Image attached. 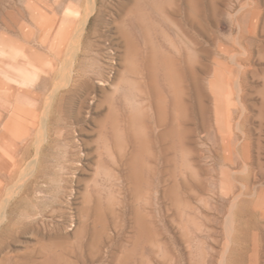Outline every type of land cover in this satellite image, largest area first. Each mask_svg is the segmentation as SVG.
Masks as SVG:
<instances>
[{"label": "rangeland", "instance_id": "1", "mask_svg": "<svg viewBox=\"0 0 264 264\" xmlns=\"http://www.w3.org/2000/svg\"><path fill=\"white\" fill-rule=\"evenodd\" d=\"M91 1L0 0V264H264V0Z\"/></svg>", "mask_w": 264, "mask_h": 264}, {"label": "bare ground", "instance_id": "2", "mask_svg": "<svg viewBox=\"0 0 264 264\" xmlns=\"http://www.w3.org/2000/svg\"><path fill=\"white\" fill-rule=\"evenodd\" d=\"M93 1V0H92ZM91 1V2H92ZM151 1V0H150ZM153 1V0H152ZM156 2V1H155ZM157 3V2H156ZM155 3V4H156ZM189 3H190V5L192 6V7H194L195 6V3H196V0H189ZM152 4V3H151ZM155 4H153V5H155ZM198 4H199V2H198ZM152 5V6H153ZM157 5H158V3H157ZM85 6V5H84ZM116 6V5H115ZM181 6V5H180ZM135 7V6H134ZM141 8V7H140ZM156 8V7H155ZM157 8H158V6H157ZM156 8V9H157ZM178 8V7H177ZM159 9V8H158ZM180 9V8H179ZM197 9V8H196ZM136 10V9H135ZM189 10V9H188ZM191 10V9H190ZM92 11V10H91ZM198 11V10H197ZM135 13L136 12H134V13H132V16L131 17H129V19H128V26L129 27H123L122 28V33L124 34V36L127 38L126 39V41H128V43H129V45L130 46H135L136 45V39H135V37H134V35H140V36H142V37H144V39L146 40V42H147V44H149V45H151L150 47H151V51H150V53L148 54V55H145L144 57H143V62H144V64H145V68H146V70H147V72L150 74V76H151V78H155V76H157V72H160V71H162L163 73H164V75L165 76H167L166 77V79L167 78H169L170 79V66L171 67H173V65L175 64H177V63H179V62H181L178 58H176L175 56H171L168 52H166V51H164V50H161V51H159L156 47H155V45L153 44V42H152V40H151V38H150V35H149V33H148V31H147V29H146V27H145V25H144V22H143V17H144V15H143V17H142V15H141V13L140 14H136L135 15ZM198 13H199V11H198ZM77 14V13H76ZM149 14V13H148ZM191 14H193V12L191 13ZM195 14V13H194ZM70 15V14H69ZM78 15V14H77ZM162 15V14H161ZM180 15H181V13H180ZM197 15V14H196ZM80 16V15H79ZM87 17H88V14H87ZM86 17V18H87ZM124 17V16H123ZM127 17V18H128ZM195 18H196V16H195ZM88 19H86L85 21H84V23H86V21H87ZM127 20V19H126ZM189 20V19H188ZM196 20V19H195ZM198 20V19H197ZM173 22V21H172ZM191 23L194 25L195 24V22L192 20L191 21ZM175 25V24H174ZM177 25V24H176ZM178 25H181L180 23H178ZM184 25V24H183ZM102 26V25H101ZM149 27V26H148ZM178 28V27H177ZM180 28H182V27H180ZM111 29V28H110ZM149 29V28H148ZM183 29V28H182ZM182 29H181V31H182ZM70 30H71V27H69L67 24H64V27H61V29L59 30V34L61 35V42H60V44H64V42H68L67 41V39H68V35L70 34ZM84 30H86V29H84V27H82V26H80L79 27V29H78V31L76 30V37H79V39H80V37L82 36V38H84L83 37V35H85L84 33H83V31ZM89 30V29H88ZM178 32H179V30H177ZM91 32V31H90ZM183 32V31H182ZM92 33V32H91ZM106 33V32H105ZM188 33V35L187 36H189L188 38H190L191 39V41L193 42L194 41V36H192L191 34H189V32H187ZM182 34V33H181ZM71 35V34H70ZM70 35H69V37H70ZM185 36V35H184ZM70 39V38H69ZM68 39V40H69ZM74 38H72V40H73ZM71 40V42H73ZM82 40V39H81ZM113 40V39H112ZM144 40V41H145ZM183 41V40H182ZM81 43V42H80ZM80 43L78 42H76V45L78 44V45H80ZM53 45V44H52ZM71 43L69 42V44L67 45V47H69V48H71V47H74V45H71ZM75 45V46H76ZM77 45V46H78ZM62 46V45H61ZM65 46V45H64ZM81 46H83V45H81ZM157 46V45H156ZM53 47V46H52ZM84 47V46H83ZM181 47H182V45H181ZM68 48V49H69ZM76 47H74V49H75ZM78 48H80V46L78 47ZM85 48V47H84ZM138 48H139V46H138ZM149 48V47H148ZM60 49V48H59ZM61 49H63V48H61ZM67 49V50H68ZM73 49V48H72ZM81 49V48H80ZM79 49V50H80ZM135 49V48H134ZM141 49V48H140ZM179 48H177V50H178ZM78 50V51H79ZM181 50V49H180ZM69 51V50H68ZM67 51V52H68ZM78 51H76V52H78ZM82 52L80 53V54H82L83 53V51L84 50H81ZM140 51V50H139ZM70 52V54H72L71 53V51H69ZM105 53V52H104ZM69 54V53H68ZM147 54V53H146ZM188 54V53H187ZM75 55V53L73 52V55L72 56H74ZM77 55H79V54H77ZM83 55H84V53H83ZM87 56V55H86ZM133 56V55H132ZM79 57V56H78ZM78 57H76V62L73 64V63H70L71 65L68 67V69L67 70H65L66 72L67 71H69L67 74L69 75V78H70V80L71 79H73V77H74V75H75V73H77V74H82V64H81V62H78L77 61V58ZM75 58V57H74ZM82 58V57H81ZM80 58V59H81ZM141 58V57H140ZM69 59V58H68ZM72 59V61H74L73 60V57L71 58ZM79 59V60H80ZM39 61H38V64H37V66H36V68L40 71L41 69H42V67H43V65H42V57H39V59H38ZM71 61V62H72ZM104 61V60H103ZM194 61V60H193ZM65 62V61H64ZM37 63V62H36ZM171 63V64H170ZM191 63V62H190ZM170 64V65H169ZM64 67H66V66H64ZM66 67V68H67ZM182 67V66H181ZM175 68V67H174ZM183 69V68H182ZM37 71V70H36ZM41 72V71H40ZM162 73V74H163ZM59 74V73H58ZM83 75V74H82ZM81 75V76H82ZM163 76V75H162ZM164 76V77H165ZM80 77V76H79ZM156 79V78H155ZM158 79V78H157ZM153 82V81H152ZM158 83V82H157ZM157 88V87H156ZM168 88V87H167ZM170 90H171V88H170ZM78 92V91H77ZM56 95V94H55ZM51 97V96H50ZM49 97V98H50ZM52 99V98H51ZM50 101V100H49ZM185 101V100H184ZM185 103V102H184ZM175 104H176V106H177V108H178V110H180L181 112H184V109L186 108V106H185V104L183 105L182 104V102H181V99H176L175 100ZM49 106V105H48ZM44 111V110H43ZM178 117H179V115H178ZM166 122V121H165ZM46 136V135H45ZM242 193V192H241ZM240 193V194H241ZM240 198V197H239ZM235 199V198H234ZM240 201H243V200H240ZM234 202V201H233ZM244 203V202H243ZM237 204H238V201L236 202H234L232 205H233V207L234 206H237ZM232 207V208H233ZM236 208V207H235ZM233 227V226H232ZM237 230V229H236ZM240 230V229H239ZM241 231V230H240ZM244 231V230H243ZM234 232V230L232 231L231 230V234H230V236H229V242H228V244H227V247H226V249L224 250V252H223V254H222V256H221V261H220V263L221 264H249V262H248V257H249V255L247 256V252L246 251H243L242 249H241V251L239 250H236V248L235 247H233V242H235V244H237V242H236V240L234 241L233 239V233ZM236 232V231H235ZM244 233V232H243ZM236 234H237V232H236ZM241 235V234H240ZM246 235V234H245ZM243 236V235H242ZM248 236H250V233H248ZM236 237V236H235ZM250 238V237H249ZM252 238V237H251ZM250 238V239H251ZM236 239V238H235ZM248 239V238H247ZM249 239V240H250ZM246 240V239H245ZM240 241V240H239ZM248 241V240H247ZM244 244V243H243ZM247 245V244H246ZM235 246V245H234ZM238 246V245H237ZM240 247V246H239ZM244 247H245V244H244ZM243 247V249H245ZM233 250H234V252L235 253H237V255L235 256V255H233L232 254V252H233ZM247 250V249H246ZM250 252V251H249Z\"/></svg>", "mask_w": 264, "mask_h": 264}]
</instances>
